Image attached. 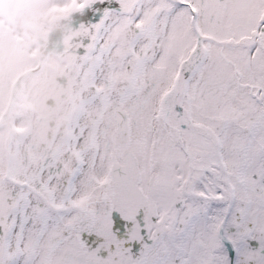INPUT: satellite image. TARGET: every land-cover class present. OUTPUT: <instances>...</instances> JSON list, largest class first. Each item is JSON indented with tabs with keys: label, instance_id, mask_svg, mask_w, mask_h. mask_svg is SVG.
I'll list each match as a JSON object with an SVG mask.
<instances>
[{
	"label": "snow or ice",
	"instance_id": "1",
	"mask_svg": "<svg viewBox=\"0 0 264 264\" xmlns=\"http://www.w3.org/2000/svg\"><path fill=\"white\" fill-rule=\"evenodd\" d=\"M71 101L0 154V264H264V0H70Z\"/></svg>",
	"mask_w": 264,
	"mask_h": 264
},
{
	"label": "flooded vegetation",
	"instance_id": "2",
	"mask_svg": "<svg viewBox=\"0 0 264 264\" xmlns=\"http://www.w3.org/2000/svg\"><path fill=\"white\" fill-rule=\"evenodd\" d=\"M52 2L48 0L43 11L48 10ZM55 2L59 4L57 15H24L20 18L25 20L22 31L26 36L31 34L30 31L40 29L46 39L41 45L29 42L34 46L27 47L26 53L31 55L32 61L14 75L7 103L0 111V129L7 128L10 133L9 142L2 148L5 159L18 158L26 151L49 143L59 131L70 106L75 72L74 45L79 24L84 21L82 14L65 11L70 0ZM37 20H42L43 24H34Z\"/></svg>",
	"mask_w": 264,
	"mask_h": 264
},
{
	"label": "rangeland",
	"instance_id": "3",
	"mask_svg": "<svg viewBox=\"0 0 264 264\" xmlns=\"http://www.w3.org/2000/svg\"><path fill=\"white\" fill-rule=\"evenodd\" d=\"M48 0H0V111L7 103L9 87L14 75L20 72L29 62L31 55H28L27 47L34 45L29 42L43 43L46 37L40 29L30 31L26 36L22 31L25 20L20 18L24 15H53L58 13L59 4L54 0H49V11H43V6ZM34 24H43L42 20H37ZM45 33V32H44ZM38 90V87L35 88ZM8 122V120H7ZM7 128L0 129V153L2 148L9 142Z\"/></svg>",
	"mask_w": 264,
	"mask_h": 264
},
{
	"label": "water",
	"instance_id": "4",
	"mask_svg": "<svg viewBox=\"0 0 264 264\" xmlns=\"http://www.w3.org/2000/svg\"><path fill=\"white\" fill-rule=\"evenodd\" d=\"M23 75H24V74H23ZM16 81H17V80H16ZM16 81L13 83V87H14ZM11 99H12V90H11V96H10V99H9V104H10V102H11ZM7 110H8V107H7L6 111L4 112V114L7 112ZM4 114H3V115H4ZM0 122H1V120H0Z\"/></svg>",
	"mask_w": 264,
	"mask_h": 264
}]
</instances>
